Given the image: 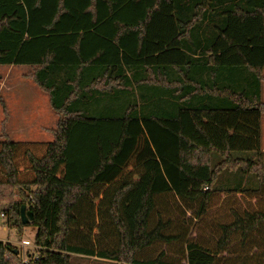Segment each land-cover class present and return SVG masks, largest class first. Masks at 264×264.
Segmentation results:
<instances>
[{
    "label": "trees",
    "instance_id": "trees-1",
    "mask_svg": "<svg viewBox=\"0 0 264 264\" xmlns=\"http://www.w3.org/2000/svg\"><path fill=\"white\" fill-rule=\"evenodd\" d=\"M0 65L32 67L61 113L51 141L0 139L8 226L33 213L28 264H221L235 235L264 232V0H0ZM236 194L252 207L214 250L171 233L170 198L200 220ZM0 264L24 263L0 241Z\"/></svg>",
    "mask_w": 264,
    "mask_h": 264
},
{
    "label": "rangeland",
    "instance_id": "rangeland-1",
    "mask_svg": "<svg viewBox=\"0 0 264 264\" xmlns=\"http://www.w3.org/2000/svg\"><path fill=\"white\" fill-rule=\"evenodd\" d=\"M33 68L29 66H10L0 65V139L2 134L13 141H51L57 127V122L61 113L52 112L47 108V93L41 90L31 79L30 75ZM263 76H264V70ZM245 76V75H244ZM244 80L240 79V86H243ZM247 86V85H246ZM233 87L237 90V86ZM139 91V90H138ZM249 94V91H248ZM149 99L153 94L149 93ZM260 97L264 101V82L260 87ZM216 101H222L213 98ZM147 99L137 100L140 111L147 112L156 110L157 107L149 106ZM214 106L215 104H209ZM171 110L172 108H167ZM159 112V111H158ZM156 112V114H160ZM53 115H49V114ZM57 117V119H56ZM18 119L27 121L17 124ZM46 120V121H45ZM261 146L264 147V116L260 119ZM18 199V195H14ZM20 198V196H19ZM168 216L174 221V228L171 233L188 231L187 238L196 241L209 249H215V244L219 237L218 223L231 220L230 211L242 212L253 203V198L236 195H219L209 206L208 213L200 220H195L191 210H186L180 201L172 198L168 201ZM249 203V204H247ZM9 202H0V209L8 207ZM166 216V218H168ZM6 230H2V225ZM36 228L28 223L23 225L21 230L10 228L5 221L0 220V241L3 244L13 246L19 257H24L30 247L21 245L22 240H27L33 244ZM179 243H172L167 246L165 252L171 259L181 260L182 248ZM156 249H153L152 255ZM264 252V232H254L250 235V240L245 245H241L239 236L235 235L230 244L224 251L218 254L221 264H258L262 253ZM147 253V252H146ZM143 254V256H147ZM71 264H116L113 261L97 259L95 257L83 255H71Z\"/></svg>",
    "mask_w": 264,
    "mask_h": 264
},
{
    "label": "built area",
    "instance_id": "built-area-1",
    "mask_svg": "<svg viewBox=\"0 0 264 264\" xmlns=\"http://www.w3.org/2000/svg\"><path fill=\"white\" fill-rule=\"evenodd\" d=\"M0 220H2V221L6 220V214H5L4 209H0ZM21 245L31 248V250L28 251L24 257H20L22 262L24 264H28V263L34 262L37 259V257H38V255H37V246H35L34 244H31L27 240H22L21 241Z\"/></svg>",
    "mask_w": 264,
    "mask_h": 264
},
{
    "label": "water",
    "instance_id": "water-1",
    "mask_svg": "<svg viewBox=\"0 0 264 264\" xmlns=\"http://www.w3.org/2000/svg\"><path fill=\"white\" fill-rule=\"evenodd\" d=\"M19 214L22 225H26L32 222L33 213L27 210L25 205L20 206Z\"/></svg>",
    "mask_w": 264,
    "mask_h": 264
},
{
    "label": "crops",
    "instance_id": "crops-1",
    "mask_svg": "<svg viewBox=\"0 0 264 264\" xmlns=\"http://www.w3.org/2000/svg\"><path fill=\"white\" fill-rule=\"evenodd\" d=\"M263 70H264V69H263ZM262 73H263V72H262ZM261 84H262V83H261ZM47 96H48V95H47ZM46 100H47V102H46V103H47V108H48L49 110H51L52 112H54V110H53V109L51 108V106H50V103H49V97H47ZM49 115H50V116H51V115L56 116V115H54V113H53V114L50 113ZM56 119H57V117H56ZM22 120H23V119H18L16 123H17V124H21V123H26V122H27V121H22ZM45 121H46V120H45ZM26 141H27V140H26ZM261 145H262V144H261ZM261 147H262V146H261ZM262 149H264V147H263ZM1 228H2L3 231L6 230V226H4V224L2 225Z\"/></svg>",
    "mask_w": 264,
    "mask_h": 264
}]
</instances>
